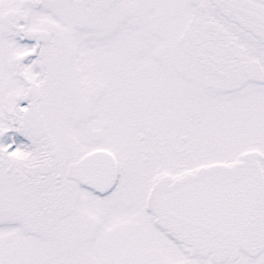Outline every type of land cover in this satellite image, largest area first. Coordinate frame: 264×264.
I'll return each instance as SVG.
<instances>
[{
	"label": "snow or ice",
	"instance_id": "6c2138e0",
	"mask_svg": "<svg viewBox=\"0 0 264 264\" xmlns=\"http://www.w3.org/2000/svg\"><path fill=\"white\" fill-rule=\"evenodd\" d=\"M0 264H264V0H0Z\"/></svg>",
	"mask_w": 264,
	"mask_h": 264
}]
</instances>
